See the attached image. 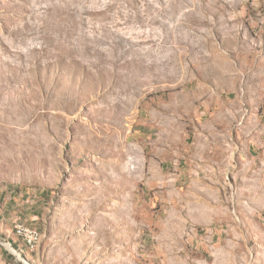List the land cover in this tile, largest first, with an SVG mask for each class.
<instances>
[{
  "label": "rangeland",
  "instance_id": "1",
  "mask_svg": "<svg viewBox=\"0 0 264 264\" xmlns=\"http://www.w3.org/2000/svg\"><path fill=\"white\" fill-rule=\"evenodd\" d=\"M226 97L264 128V0H0V264H264L255 198L217 242L148 182L140 121Z\"/></svg>",
  "mask_w": 264,
  "mask_h": 264
},
{
  "label": "crops",
  "instance_id": "2",
  "mask_svg": "<svg viewBox=\"0 0 264 264\" xmlns=\"http://www.w3.org/2000/svg\"><path fill=\"white\" fill-rule=\"evenodd\" d=\"M225 99L212 109L211 101L201 103L196 119L182 122L176 110L175 115L163 113L158 124L147 117L137 128L150 142L148 182L177 197L186 193L199 199L196 214L212 216L217 242L224 238L231 207L244 212L252 197L264 208V128L251 129L244 121L248 115L236 116L231 99Z\"/></svg>",
  "mask_w": 264,
  "mask_h": 264
},
{
  "label": "built area",
  "instance_id": "3",
  "mask_svg": "<svg viewBox=\"0 0 264 264\" xmlns=\"http://www.w3.org/2000/svg\"><path fill=\"white\" fill-rule=\"evenodd\" d=\"M14 233L22 240L27 248L35 247L41 239V233L37 228L22 222L15 223Z\"/></svg>",
  "mask_w": 264,
  "mask_h": 264
},
{
  "label": "bare ground",
  "instance_id": "4",
  "mask_svg": "<svg viewBox=\"0 0 264 264\" xmlns=\"http://www.w3.org/2000/svg\"><path fill=\"white\" fill-rule=\"evenodd\" d=\"M14 251V250H13Z\"/></svg>",
  "mask_w": 264,
  "mask_h": 264
}]
</instances>
